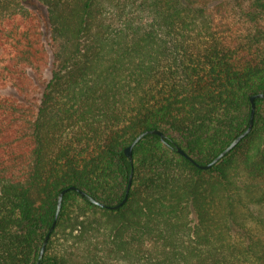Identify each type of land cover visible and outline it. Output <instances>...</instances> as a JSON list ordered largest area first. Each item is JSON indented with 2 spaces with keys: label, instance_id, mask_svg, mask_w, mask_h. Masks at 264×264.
Listing matches in <instances>:
<instances>
[{
  "label": "trees",
  "instance_id": "1",
  "mask_svg": "<svg viewBox=\"0 0 264 264\" xmlns=\"http://www.w3.org/2000/svg\"><path fill=\"white\" fill-rule=\"evenodd\" d=\"M257 92L264 0H0V264L64 188L41 264H264V98L196 165Z\"/></svg>",
  "mask_w": 264,
  "mask_h": 264
},
{
  "label": "water",
  "instance_id": "2",
  "mask_svg": "<svg viewBox=\"0 0 264 264\" xmlns=\"http://www.w3.org/2000/svg\"><path fill=\"white\" fill-rule=\"evenodd\" d=\"M256 98H264V92H257L255 94H252L250 97H249V101H250V116H249V121H248V125L247 127L245 128L244 131H242L239 135H237L234 139L231 140V142L225 146L211 161H209L208 163L206 164H198L194 161V159H192V157L190 155H188L182 148H180L178 145H175V149L176 151L185 156L186 158L192 160L193 162L196 163V165L200 168H203V169H206V168H209L212 164H214L215 162H217L222 156H224L230 149H232L246 134H248L252 128V124H253V118H254V110H255V104H254V100ZM147 133H153V134H158L161 138L162 141H164V135L162 133V131H160L159 129H147L145 131H142L140 132L139 134H137L132 140L131 142L124 148V154L125 156L128 158L131 166H132V162H133V159H132V149H133V146ZM131 177H132V171L129 175V179H128V183H127V186H126V189H125V193H124V196L122 197V199L117 202V203H114V204H106L104 202H101L99 200H97L96 198H94L93 196H91L90 194H88L87 192L81 190V189H78L74 186H70L69 188L71 189H76L82 196H85L89 201L93 202L94 204H97L99 206H102V207H106V208H111V209H116L118 207H120L127 199V196H128V192H129V189H130V186H131ZM68 188H64L62 189L59 193H58V196H57V203H56V210H55V214H54V217L52 219V222L50 224V226L48 227V230L46 231L43 239H42V242L40 244V248L38 250V254H37V257H36V261H35V264H41V260H42V257L44 255V250H45V247H46V244H47V241L49 239V236L51 234V232L53 231L54 227H55V224H56V220H57V216H58V213L60 211V208H61V201H62V196L64 194V192L67 190Z\"/></svg>",
  "mask_w": 264,
  "mask_h": 264
}]
</instances>
